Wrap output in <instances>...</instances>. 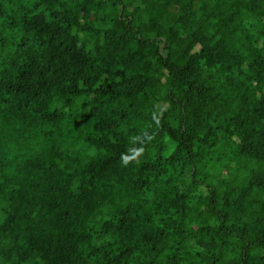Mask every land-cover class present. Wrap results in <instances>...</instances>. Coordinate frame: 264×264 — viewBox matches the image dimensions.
Returning a JSON list of instances; mask_svg holds the SVG:
<instances>
[{
	"label": "trees",
	"instance_id": "trees-1",
	"mask_svg": "<svg viewBox=\"0 0 264 264\" xmlns=\"http://www.w3.org/2000/svg\"><path fill=\"white\" fill-rule=\"evenodd\" d=\"M0 264H264V0H0Z\"/></svg>",
	"mask_w": 264,
	"mask_h": 264
}]
</instances>
